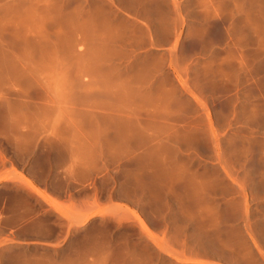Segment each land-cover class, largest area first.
<instances>
[{
	"label": "rangeland",
	"instance_id": "obj_1",
	"mask_svg": "<svg viewBox=\"0 0 264 264\" xmlns=\"http://www.w3.org/2000/svg\"><path fill=\"white\" fill-rule=\"evenodd\" d=\"M144 232L264 241V0H0V264H154Z\"/></svg>",
	"mask_w": 264,
	"mask_h": 264
},
{
	"label": "crops",
	"instance_id": "obj_2",
	"mask_svg": "<svg viewBox=\"0 0 264 264\" xmlns=\"http://www.w3.org/2000/svg\"><path fill=\"white\" fill-rule=\"evenodd\" d=\"M61 223L66 226L70 224L69 221H67L65 218H60ZM74 224V226H77V222L73 221L71 222ZM146 224H153L151 221H149L147 218L145 219ZM243 225V222H237L235 223V226L240 227ZM145 238H147V242L150 244H153L154 250L156 252V259L154 264H237V263H231L227 260H224L219 257H215L213 255H201L200 257H194L193 254H189L188 252H185L182 256V260H178L177 258V247L172 243L171 240L167 241V247L169 251L163 250L161 247L158 246L157 242L154 241L151 237H149L145 232L143 233ZM75 235V234H73ZM78 235V234H77ZM81 235V234H80ZM154 235L157 237H161L163 235V232L158 229H154ZM10 237H18L17 230L12 231L10 233ZM63 237V238H61ZM66 237L65 233L62 234H56L54 236H50L49 239L46 241L44 240H38L35 243H47L49 242V245L56 247L60 243L57 244V241H64ZM247 241L249 243L248 251H249V258H250V264H264V241L260 237L258 233H253L251 236L247 235ZM61 245V244H60ZM144 264H150L145 262Z\"/></svg>",
	"mask_w": 264,
	"mask_h": 264
}]
</instances>
